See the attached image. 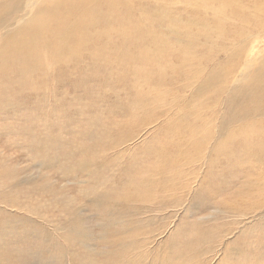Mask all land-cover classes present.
Here are the masks:
<instances>
[{
    "label": "rangeland",
    "instance_id": "obj_1",
    "mask_svg": "<svg viewBox=\"0 0 264 264\" xmlns=\"http://www.w3.org/2000/svg\"><path fill=\"white\" fill-rule=\"evenodd\" d=\"M77 1L54 17L76 30L0 57V264H264V152L221 90L233 46L264 52V0Z\"/></svg>",
    "mask_w": 264,
    "mask_h": 264
},
{
    "label": "bare ground",
    "instance_id": "obj_2",
    "mask_svg": "<svg viewBox=\"0 0 264 264\" xmlns=\"http://www.w3.org/2000/svg\"><path fill=\"white\" fill-rule=\"evenodd\" d=\"M34 1V0H33ZM32 1V2H33ZM47 1H51V5L47 2ZM56 1H59V0H39V1H35L34 3H27L26 0H0V25L3 26V24L7 23V21H11L12 18H14L13 16H16L20 11H22L24 9V7H28L29 8V11H31L29 14H26L25 13V17H19L17 18V20L14 21V23L17 21L18 24L13 27L12 29H10L9 31L5 32V33H2V38L1 40H3V46H0V57H5V55L8 53V50L5 49L4 47L7 46V44L10 42V41H14V39L16 40L17 38L21 41H23L26 37H29V36H32L31 39H29V43L26 42V44L28 46L25 45V43H23L27 49H23V48H20L19 46L18 47H15V54L18 55L22 61H25L27 62L26 60H28L30 57H32V54H34V57L36 58V52L37 50L35 48H37L38 44L37 43H40L38 41V37H40L41 35L43 36L45 34V30L47 29H53V28H66V29H70V30H76L78 28V25H76L75 23H71V24H66L65 22L66 21H62V22H58L56 21L55 22V14L56 12H58L60 9V3H57L56 4ZM77 1V0H76ZM102 1V0H100ZM108 1V0H107ZM114 1V0H113ZM124 1V0H123ZM216 2H221L222 0H215ZM75 2V1H74ZM79 2V4H75V3H71V5L69 6L70 8V11L71 9H74L75 10H78L80 9L81 10V7L84 3H86L85 0H81V1H77ZM76 2V3H77ZM92 2V1H91ZM117 2V1H116ZM119 2H122V1H119ZM68 3V2H67ZM70 3V2H69ZM110 3V1H109ZM112 3V1H111ZM199 3V2H198ZM65 4V3H64ZM117 4V3H116ZM218 4V3H217ZM67 5V4H66ZM97 5V3H96ZM95 5V6H96ZM103 5V4H102ZM106 5V3H105ZM127 5V3H126ZM220 5V3H219ZM89 5H87V8H88ZM104 6V5H103ZM121 6V5H119ZM200 6V5H199ZM65 7V6H64ZM86 7V6H85ZM205 7V6H204ZM62 8V7H61ZM66 8V7H65ZM68 8V7H67ZM118 8V5L117 7ZM216 8V7H215ZM219 8V7H218ZM31 9V10H30ZM64 9V8H63ZM93 9V8H92ZM107 9V8H106ZM113 9V8H112ZM111 9V10H112ZM24 10H28V9H24ZM68 10V9H67ZM65 10V11H67ZM83 10V9H82ZM89 10V9H88ZM86 9V11H88ZM100 10V8H99ZM147 9H145L144 11H146ZM205 10V9H204ZM64 11V10H63ZM85 11V9L83 10ZM92 11V10H91ZM101 11V10H100ZM16 12H18L16 14ZM24 12V11H23ZM22 12V13H23ZM25 12H28V11H25ZM72 12V11H71ZM93 12H94V9H93ZM99 12V11H98ZM196 12V11H195ZM20 13V15L22 14ZM74 13V11H73ZM78 13V11H77ZM102 13V12H100ZM146 13V12H145ZM71 14V13H70ZM97 14V13H96ZM73 15V14H72ZM75 15V14H74ZM103 15V14H102ZM192 15V14H191ZM78 16V15H77ZM99 16V15H98ZM236 16V15H235ZM239 16V15H238ZM38 17H41L47 21L46 23V27L45 28H41L39 26V22L36 23L34 20L37 19ZM244 17V16H243ZM242 17V18H243ZM193 18V17H192ZM196 19V18H195ZM13 20V19H12ZM40 20V19H39ZM156 20V19H155ZM158 20H161V19H158ZM180 20V19H179ZM190 20H192L190 18ZM54 22V24H52ZM160 22V21H159ZM185 22V21H184ZM192 22V21H191ZM190 22V23H191ZM243 22V21H242ZM13 23V24H14ZM70 23V22H69ZM162 23V22H161ZM193 23V22H192ZM241 23V22H240ZM8 24V23H7ZM12 24V25H13ZM181 24V23H179ZM178 24V25H179ZM186 24H187V20H186ZM189 24V23H188ZM187 24V26H188ZM82 25V24H81ZM177 25V26H178ZM241 25V24H240ZM246 25V24H244ZM43 26V25H42ZM84 26V25H83ZM181 26V25H179ZM239 26V25H238ZM237 26V27H238ZM247 26V25H246ZM174 27V26H173ZM225 27V25H224ZM239 29V27H238ZM237 29V30H238ZM84 30V29H83ZM236 30V29H235ZM225 32V31H224ZM223 34H228V33H224ZM57 33V32H56ZM234 33V32H233ZM237 33V32H236ZM77 34V33H76ZM143 34V33H142ZM219 34V33H218ZM243 34V33H242ZM241 34V36H242ZM250 34V33H249ZM238 35V34H237ZM247 35V34H246ZM41 36V37H42ZM227 36V35H225ZM224 36V37H225ZM231 36V34H230ZM45 37V36H44ZM219 37V36H218ZM217 37V38H218ZM233 37V36H232ZM235 37V36H234ZM253 37H256L253 35ZM48 38V37H47ZM231 38V37H230ZM238 38V37H237ZM246 38V36H245ZM28 38H26L27 40ZM40 39V38H39ZM225 39V38H224ZM244 39V38H243ZM246 39H249L248 35H247V38ZM245 39V40H246ZM43 40V39H42ZM252 38L249 39V42H248V46H249V43L252 42ZM45 41V40H44ZM47 41V39H46ZM221 41V40H219ZM24 42V41H23ZM49 42V41H48ZM236 42V41H235ZM239 42V41H238ZM2 43V41H1ZM18 42L16 41V44ZM218 43V42H217ZM220 43V42H219ZM237 43V42H236ZM243 43V42H242ZM15 44V43H14ZM20 44V43H19ZM22 44V43H21ZM20 44V46H21ZM41 44H43L41 42ZM48 44V43H47ZM13 45V44H11ZM37 45V46H36ZM40 45V44H39ZM46 45V44H45ZM49 45V44H48ZM217 45V44H216ZM221 45V44H219ZM233 45V44H232ZM16 46V45H15ZM23 46V45H22ZM44 46V45H43ZM14 48V46H12ZM12 47H10L12 49ZM25 47V48H26ZM42 47V46H41ZM45 47V46H44ZM221 47V46H219ZM250 50H247L246 46H244L243 44L240 45L239 47H237L236 49H234V46H233V49L231 48L232 53L231 55L233 57L236 58V61L232 62V65H230V68L231 70L229 71L230 75L233 77V76H237V71L239 69L242 70L241 72V75H240V79L239 81L235 82L234 80L232 82L228 81V83L225 84V86L223 87V94L226 95V103L231 105V106H235L237 103L239 105H241V108L243 109L242 110V114H240V116H237V115H234V111H232V115L230 117V121L233 122V124H236L237 121H244L246 123H249V127H255L256 128V132L253 134V136L251 135L252 133V130L251 131H246L248 135L254 137V139L256 140V142H258L260 145H258L259 149H261V151L264 152V52L263 54H259V53H255L254 48L256 47V44L250 46ZM39 48V47H38ZM99 48V47H98ZM218 48V46H217ZM226 48V47H225ZM35 49V50H34ZM215 49V48H214ZM222 49V48H221ZM10 50V49H9ZM13 50V49H12ZM33 51H36L35 53ZM222 51V50H221ZM12 52V51H11ZM225 52V51H224ZM220 53V52H219ZM254 54L253 56L251 54ZM38 54V52H37ZM227 54V53H226ZM260 55L258 56L257 58H254V56L256 55ZM10 56V55H9ZM15 56V55H14ZM50 56V55H49ZM213 56V55H212ZM217 56V55H216ZM7 57V56H6ZM19 57L17 58V60L19 59ZM2 58V59H3ZM40 58L41 55H40ZM53 58V57H52ZM181 58V57H180ZM230 58V57H229ZM1 59V58H0ZM12 60H13V57H12ZM34 61L35 60H38V57L37 59H33ZM41 60V59H40ZM39 60V61H40ZM16 61V60H15ZM37 61V63L39 62ZM206 61V60H205ZM233 61V60H232ZM3 62V61H2ZM6 62V61H5ZM17 62V61H16ZM15 62V63H16ZM20 62V61H19ZM18 62V63H19ZM32 62V61H31ZM9 63V62H7ZM6 63V64H7ZM242 63V67L240 66ZM29 64V63H28ZM216 64V63H215ZM229 64V63H228ZM8 65V64H7ZM6 65V66H7ZM21 65V64H20ZM225 65V64H224ZM9 66V65H8ZM7 66V67H8ZM11 66V65H10ZM232 66V67H231ZM2 67V66H1ZM70 67V66H69ZM3 69V68H2ZM19 69V68H18ZM27 69V68H26ZM34 69V68H33ZM1 70V69H0ZM7 70V69H6ZM24 70V69H23ZM32 70V69H31ZM191 70V69H190ZM194 70V69H193ZM223 70V69H222ZM222 70L220 69L219 66H214V68L212 70H210V76L208 77H211L210 79H207L206 83L204 84H201V87H200V90H202L201 88H203L204 86H206V88H211L212 87H219V83H221L222 81L224 80H227L229 78H227V75H225V71L222 73ZM2 71V70H1ZM4 71V70H3ZM22 71V70H21ZM26 71V70H24ZM6 72V71H4ZM8 72V71H7ZM30 72V70H29ZM188 72V71H187ZM2 73V72H1ZM21 74L24 75V73L20 72ZM27 73V72H26ZM189 73V72H188ZM20 74V75H21ZM1 75V74H0ZM7 75V74H6ZM15 75V73H14ZM22 75V76H23ZM28 75V74H27ZM12 76V75H11ZM10 76V77H11ZM25 76V75H24ZM197 76V75H196ZM3 77V76H2ZM231 77V78H232ZM8 78V76H7ZM21 79V77H19ZM23 78V77H22ZM230 78V79H231ZM54 79V78H53ZM233 79V78H232ZM231 79V80H232ZM203 81V80H202ZM5 84V83H4ZM3 84V85H4ZM1 85V84H0ZM56 88V87H55ZM212 92V91H211ZM222 94V95H223ZM218 96V93L216 94ZM221 97V95H220ZM219 97V98H220ZM250 102H255L254 103V107H251V106H248L247 107V104H249ZM226 104V105H227ZM250 105V104H249ZM228 106V105H227ZM245 106V108H243ZM241 110V109H240ZM229 112V111H228ZM224 116V115H223ZM53 122V121H52ZM223 124V123H222ZM137 128V127H136ZM190 144V143H189ZM251 150L253 151L254 148L251 146L250 147ZM249 147H245V149L247 150V152H252L250 150ZM226 150V149H225ZM230 150V149H229ZM227 150V152L229 151ZM245 151V150H244ZM232 152V151H231ZM166 154V153H165ZM242 154V153H241ZM253 154V152H252ZM212 155V154H211ZM210 155V156H211ZM259 156V155H258ZM193 157V156H192ZM254 157V156H253ZM260 157V156H259ZM257 157V158H259ZM264 157V156H262ZM191 159V158H190ZM212 159V157L210 158ZM262 159V158H261ZM261 159H257L259 162H261ZM213 160V159H212ZM168 161V160H167ZM200 161V160H199ZM198 161V162H199ZM203 161V160H202ZM208 160L206 161H203L204 163L206 162V165L207 166ZM214 161V160H213ZM256 162L257 165L259 162ZM173 162V161H172ZM185 162V161H184ZM193 162V161H192ZM188 163V161H187ZM189 163L190 160H189ZM219 163V162H218ZM264 164V162H262ZM201 164V163H200ZM214 164V163H213ZM260 164V163H259ZM202 165V164H201ZM256 165V167H258ZM262 165V164H261ZM204 166V167H205ZM202 167V166H201ZM210 167V166H209ZM213 167V166H212ZM252 167V166H251ZM203 168V167H202ZM199 169V168H198ZM259 169V168H257ZM254 170V169H253ZM257 171V170H256ZM191 172V171H190ZM211 172V171H210ZM209 172V173H210ZM214 173V172H213ZM255 173V172H254ZM194 174V173H193ZM212 174V172H211ZM256 174V173H255ZM262 174V173H261ZM211 176V175H210ZM258 176V175H257ZM260 176V174H259ZM264 176V175H263ZM213 178V177H212ZM260 178V177H259ZM194 179V178H193ZM243 180V179H242ZM251 180V178H250ZM250 180L248 179V181L250 182ZM255 180V179H254ZM253 181V180H252ZM195 182H196V179H195ZM251 184V183H250ZM248 185V184H247ZM184 186V185H183ZM253 186V185H251ZM263 190V189H262ZM216 193V192H215ZM241 215V214H240ZM197 228V227H196ZM194 230V229H193ZM202 231V230H201ZM199 232V230H198ZM201 233V232H199ZM203 233V231H202ZM196 234V232H195ZM194 234V235H195ZM204 234V233H203ZM198 235V234H197ZM204 236V235H203ZM195 237V236H194ZM193 237V238H194ZM200 238H203V237H200ZM210 238V237H209ZM213 238V237H212ZM206 239V238H204ZM214 239V238H213ZM203 239H201L202 241ZM199 244V243H198ZM197 244V245H198ZM209 245V244H208ZM222 246V245H221ZM200 247V246H199ZM205 247H207L205 245ZM204 247V248H205ZM208 248V247H207ZM206 249V248H205ZM206 251V250H205ZM210 251V250H209Z\"/></svg>",
    "mask_w": 264,
    "mask_h": 264
}]
</instances>
